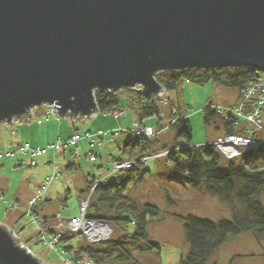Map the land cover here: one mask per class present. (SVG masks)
<instances>
[{"label": "water", "instance_id": "1", "mask_svg": "<svg viewBox=\"0 0 264 264\" xmlns=\"http://www.w3.org/2000/svg\"><path fill=\"white\" fill-rule=\"evenodd\" d=\"M264 73V0H0V125L53 106L94 118V92L165 90L155 76ZM0 264H43L0 225Z\"/></svg>", "mask_w": 264, "mask_h": 264}, {"label": "rangeland", "instance_id": "2", "mask_svg": "<svg viewBox=\"0 0 264 264\" xmlns=\"http://www.w3.org/2000/svg\"><path fill=\"white\" fill-rule=\"evenodd\" d=\"M236 94L235 91L227 90L211 83L196 85L184 81L177 90L165 92L164 95L155 98L168 104V101H170L171 104L185 112L191 128V146H195L225 137L219 124H216L217 129L213 126L206 128L203 123V110L210 102L217 108L228 107ZM127 95L128 93L118 92L119 98L125 99ZM158 103L160 104V102ZM168 109L169 105L167 106ZM167 110L165 109V111ZM30 118L31 115L22 118L21 121H29ZM261 119L264 127V111ZM19 120H13L9 126L0 125V195H3L2 199L0 198V225L18 233L21 244L27 245L43 264H64L63 261L67 259L66 254L50 251L36 242L35 226L31 225V219L28 216L23 215V210L26 208L25 205L29 198L32 197V192L44 184L47 177L56 175L57 178L49 183L45 194L51 204L50 210L54 213L56 212V214L57 212L60 215L62 214V217L78 216L80 213V192L85 188L86 181L91 178L98 180L104 177L107 171L111 169L112 158L119 156V142L124 139L125 132L133 128L135 118L129 111H126L119 119H114L113 116L104 114L84 119H69L66 117L61 119L56 116L43 118L40 124L47 123V121L62 120L65 121L70 130L73 127L76 128L80 138L79 141L83 135L103 132L108 135V138L116 133L115 139L117 143L102 144L94 149L92 148V151L87 153H85L84 148L80 149L81 144H76L75 149L66 148L65 153L63 151L53 152L50 150L35 159V167L30 166L29 158L19 153L15 144L11 145L14 141L12 133L17 128L15 122L17 121L16 123H18ZM148 124H153V122L148 121ZM165 124L166 122L164 121L157 122V125L155 123L156 128L162 129L159 132L160 144L157 149H162V146L168 145L167 149L160 151L173 150L172 152H178L184 150L172 148L171 140L173 135L168 131L172 126L166 130ZM43 127V125L39 127V133L33 135L34 140H39V142L48 140L52 142L50 145L68 140L57 137L66 134L64 129L59 132L53 127L47 126L46 130ZM119 131L120 134L117 133ZM91 152L93 155L98 156V160L93 164L87 158ZM243 154L240 153L235 158L239 159ZM248 156L251 157L252 155ZM165 157L148 162L146 168L141 171L138 169L132 170L136 173L137 178L125 190L126 197L131 199L136 205H151L159 211L158 219L150 221L147 228L149 242L153 245H158L159 251L156 249L152 250V248L150 249L142 243L128 244L131 254L138 264H179L180 257L187 253L188 247L183 238L182 224L177 217L192 215L199 219L217 221L230 219L231 216L228 205L202 191L191 189L183 182L181 177L166 162ZM221 159V165L224 167L228 161L223 160L222 157ZM254 163L258 164L259 161ZM68 164L74 165V168L69 169ZM129 170L131 171V169ZM146 170L147 173L143 174L142 172ZM93 187L91 192L94 190ZM17 199L18 202H16ZM261 203L264 205V197L261 198ZM9 205H17V211H20L21 215L20 218H16L15 213L7 214ZM105 226L111 230L110 236L105 240L108 241L114 237L115 232L113 226ZM130 231L131 228L129 229ZM71 239L69 246L73 248L98 244L92 243L82 236H72ZM84 262L83 264H86ZM210 263L264 264V236L259 239L250 234H242L235 237L212 256Z\"/></svg>", "mask_w": 264, "mask_h": 264}, {"label": "trees", "instance_id": "3", "mask_svg": "<svg viewBox=\"0 0 264 264\" xmlns=\"http://www.w3.org/2000/svg\"><path fill=\"white\" fill-rule=\"evenodd\" d=\"M263 76L262 72L250 68H239L164 72L157 74L155 79L165 92L177 90L184 81L196 85L211 83L235 91L238 102L239 93L256 78ZM120 92L128 93L127 97L124 99L119 98L118 93L95 91L94 99L98 114L111 115L117 109H125L133 114L134 123L150 118L154 124L155 121L151 118L158 117L161 113L156 98L146 97L139 89ZM168 102L169 109L175 111L174 118L177 120V123L168 129L173 135L172 148L191 145L192 134L187 118L181 113V109ZM215 108L210 102L203 110V123L206 128L213 126L217 129L216 124H219L225 136L238 133L234 122L220 118ZM153 124L146 122V125ZM161 131L162 129L157 128V135L148 139L133 134L131 130L126 131L124 139L118 145L119 156L111 160V169L116 163L138 161L157 151L167 149L168 145L157 149ZM117 133L120 134V131ZM115 134L109 136V139H114L113 143H117ZM106 136L108 138V135ZM83 138L88 141L86 135H83ZM88 145L87 152L92 151L95 145L91 146L90 142ZM91 155H93L92 152ZM97 158L98 156L94 161ZM165 158L173 171L191 189L202 191L230 207V219L211 221L192 215L177 217L182 224L183 238L188 247L187 253L180 257L179 264H211L212 256L231 239L242 234H250L257 239L264 236V205L261 203V198L264 197V145L256 151L244 153L239 159H223L228 161L224 167L221 165L220 155L213 147L184 149L171 152ZM256 161L259 163L255 164ZM72 167V165L68 166L69 169ZM142 173H147V170ZM135 174L134 171L128 170L105 179L91 178L86 181L85 188L80 192V202L86 199L91 188L99 182L90 196L86 218L113 226L115 235L111 240L103 243L82 245L78 248L69 246L71 237L61 236L60 253L67 255L65 260L70 258L72 264H83L84 261L86 264H138L131 254L129 243H142L152 250L159 251L158 245L149 242L147 233L149 222L159 217L158 209L147 204L138 206L125 195L128 185L137 178ZM36 207L33 212L39 216ZM22 245L30 249L27 245ZM30 251L32 252L31 249Z\"/></svg>", "mask_w": 264, "mask_h": 264}, {"label": "built area", "instance_id": "4", "mask_svg": "<svg viewBox=\"0 0 264 264\" xmlns=\"http://www.w3.org/2000/svg\"><path fill=\"white\" fill-rule=\"evenodd\" d=\"M138 89V88H136ZM239 99L236 105L228 107H216L215 111L217 115L223 120H232L234 122V127L239 131L238 133L232 134L230 136H225L216 141H209L207 143L199 145H189L178 149H190V148H201V147H215L220 156L225 160H232L237 157L240 153H246L251 151H256L264 145V127L263 121L261 119L262 113L264 111V76L258 77L247 87L239 93ZM161 106V113L158 117H152L151 120L155 121L153 125H146L147 120H141L133 124L131 132L137 136L143 137L145 139L153 138L157 135V122L164 121L165 129L167 130L171 126L176 124V119L174 118L175 111L171 109L167 110L168 103L163 100L158 101ZM46 108V117L55 116V109L53 106H48ZM164 108V109H163ZM165 109L167 111H165ZM125 109H117L111 113L114 118H119L125 114ZM171 115V117L169 116ZM156 123V125H155ZM86 138L92 145H102L110 144L109 142H114V139L107 138L106 134L103 132H97L95 135L87 134ZM107 138V140H106ZM78 135L72 136L66 142H61L55 145H50L43 150H36L29 147V145H20L18 148L19 153L23 156L29 158V163L31 167L36 166L35 159L46 154L48 151L53 152L65 151L66 148L75 149L76 144L79 142ZM176 149V150H178ZM173 150L159 151L151 156H146L138 161H124L116 163L113 165L111 171L103 177V179L108 176H113L119 172H124L126 170H143L146 168L148 162L152 160H158L166 155H168ZM88 160L90 163H95V156L88 154ZM56 175L47 177L45 183L39 186L31 198L27 201L25 205V210H23V215L28 216L31 219V225L35 226V239L36 242L43 248L50 251L60 253L59 240L61 236H82L92 243H103L110 236L111 230L108 229L103 223L93 220H88L86 218V210L88 208V203L92 192L86 197L85 200L80 202V213L76 217H62L60 214H56L50 218H44L42 216H36L34 214V209L38 203H40L48 190V185L52 180L56 179ZM101 179V180H103ZM99 183V182H98ZM96 183L93 187L98 185ZM10 208H16V205H10ZM47 221L48 223H46ZM53 223V224H52ZM14 236L18 238V233L13 232ZM30 250V249H29ZM72 255V254H71ZM73 257V255H72ZM64 264H72L71 260H64Z\"/></svg>", "mask_w": 264, "mask_h": 264}, {"label": "crops", "instance_id": "5", "mask_svg": "<svg viewBox=\"0 0 264 264\" xmlns=\"http://www.w3.org/2000/svg\"><path fill=\"white\" fill-rule=\"evenodd\" d=\"M236 102H237V94L235 95L234 99L229 103L230 104L229 106L235 105ZM177 108L181 109L179 107H177ZM181 113L184 115V117H186L185 112H182V110H181ZM43 118H46V108L45 107L33 110L31 112V118L29 119V121H23V120L21 121V119L18 121V123H16L17 122L16 121L15 126H17V128H16L17 133H16V131L14 133H12L14 141L11 143V145L15 144L17 147V150H18L19 146L22 144H27V145H29L30 148L36 149V150L45 149L46 147H48V145H50V143H52L51 141L46 140V141H40L39 142V140L36 141L33 138L34 134L36 135V133H39V127H41L42 125L44 126L43 128H45V130L47 129V126H49L50 128L51 127L56 128L59 132H62V130L64 129L66 134L64 136H61V135L57 136L63 140L69 139L72 136L78 134V131L76 130V128L73 127L70 130V128L66 125L65 121H62V120L47 121V123L40 124V122ZM34 122H36V123H34ZM79 142L77 143V145L81 144L80 149L82 150L84 148L86 151L85 153H87V150L89 149V145H88L89 140L87 141L86 139H84L82 137V139ZM96 146H101V145H95L93 147V149L96 148ZM64 153H65V151H64ZM97 160H98V158H97ZM69 165H72V164H68V166ZM72 166H73L72 168H74V165H72ZM97 166H98V164H97ZM102 167H103V165H102ZM35 190H34V192H35ZM34 192H32V195ZM2 197H3V195H0L1 199H2ZM16 202H18V199L16 200ZM50 206H51V204L49 203V198L44 197V199L40 203L37 204V207H36L37 213L42 217H52L54 214H56V212L54 213L52 210H50ZM11 213H15L16 218L21 217L20 211H17V205H16V208H14V209H11L10 205L7 207V214H11Z\"/></svg>", "mask_w": 264, "mask_h": 264}, {"label": "bare ground", "instance_id": "6", "mask_svg": "<svg viewBox=\"0 0 264 264\" xmlns=\"http://www.w3.org/2000/svg\"><path fill=\"white\" fill-rule=\"evenodd\" d=\"M211 147H213V146H211ZM214 149H216L215 147H213ZM217 150V149H216ZM234 159V158H233ZM18 239H19V241H20V238L18 237Z\"/></svg>", "mask_w": 264, "mask_h": 264}, {"label": "flooded vegetation", "instance_id": "7", "mask_svg": "<svg viewBox=\"0 0 264 264\" xmlns=\"http://www.w3.org/2000/svg\"><path fill=\"white\" fill-rule=\"evenodd\" d=\"M19 236V235H18Z\"/></svg>", "mask_w": 264, "mask_h": 264}]
</instances>
